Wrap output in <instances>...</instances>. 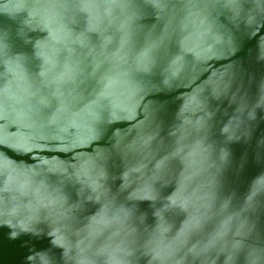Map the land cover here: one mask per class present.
Returning a JSON list of instances; mask_svg holds the SVG:
<instances>
[{
    "label": "clouds",
    "instance_id": "obj_1",
    "mask_svg": "<svg viewBox=\"0 0 264 264\" xmlns=\"http://www.w3.org/2000/svg\"><path fill=\"white\" fill-rule=\"evenodd\" d=\"M145 2L160 27L142 36L136 0L0 4V13L26 12L25 26L47 33L33 44L35 70L26 55H10L0 41V118L26 129V140H43L50 131L58 139L75 129L76 145L100 141L102 126L127 125L111 133L110 147L79 164L5 168L0 226L11 229L13 239L50 238L51 248L30 249L26 264H264V230L254 219L264 184L241 201L225 179L229 169L238 175L248 163L242 157L234 165L228 145L249 136L247 122L264 104L246 111L241 103L214 131V113L197 99V90L164 137L145 103L149 91L185 81L190 65L229 43L216 26L217 8L235 24L258 30L264 27V0H183L179 7L170 0ZM246 3L254 7L245 10ZM156 74L159 83L150 85ZM195 112L202 115L194 120ZM113 157L121 162L112 174L118 187L109 183ZM252 162L264 166V156L257 153ZM50 172L60 174L58 185L48 182ZM65 182L82 186L78 203H68ZM43 222L50 224L47 231L37 226Z\"/></svg>",
    "mask_w": 264,
    "mask_h": 264
},
{
    "label": "water",
    "instance_id": "obj_2",
    "mask_svg": "<svg viewBox=\"0 0 264 264\" xmlns=\"http://www.w3.org/2000/svg\"><path fill=\"white\" fill-rule=\"evenodd\" d=\"M7 2L10 5L24 2L30 6H38L50 0H7ZM170 2L179 7L183 0H170ZM3 3L4 0H0V4ZM136 3L141 14L139 21L141 36L153 26L158 30L160 23L156 19L155 10L145 0H136ZM252 7L254 5L251 3L244 4L245 10ZM9 11H14V8L10 7ZM213 17L218 30L229 43L221 49L217 48L218 54L210 55L190 65L185 73V81L169 89H153L145 97V103L154 112L155 122L160 125L161 136L166 137L168 129L176 122V113L197 90H200L197 99L203 101L208 110L214 113L212 121L214 131L227 124L237 114L236 108L241 103L247 106L246 111L257 104H264V59H261L264 56V27L254 30L242 22L235 24L230 19V14L222 8H217L213 12ZM26 18V12L16 14L14 17L0 13V41L8 45L10 55H26L27 66L35 70L39 61L34 58L33 44L36 40L43 39L47 33L39 29L29 30L24 24ZM170 50L174 52L176 49L172 47ZM2 72L3 68L0 67V73ZM159 79V75L156 74L149 77L148 81L150 85H154L159 83ZM214 90L219 92L218 96L214 95ZM190 115L195 120L202 113L195 112ZM247 124L249 136L232 142L228 147L234 165L242 157H246L248 163L238 175L233 169H229L225 176L228 186L235 189L241 201L249 189L264 184V166L252 162L257 153L264 156V110L257 109L256 120ZM126 126L125 122L102 126L100 141L88 145H76L74 144L75 129L60 133L58 139L50 138L58 135L55 131H50L45 133L47 138L43 140H26L25 137L28 135L26 129L0 118V187H3L6 179L5 168L46 169L79 164L83 158L93 155L100 147H110L111 133L117 127ZM214 139L219 140L222 137L217 135ZM120 167L121 162L118 158L113 157L109 160V183L114 187H118L121 181L119 179L113 181L112 174H118ZM47 175L51 185H58L60 179L58 172H50ZM81 187L78 183L68 182L61 186L70 205L82 199ZM167 191L170 189L165 190ZM260 200L261 208L254 219L257 221L258 229L264 230V197H260ZM140 206L147 208L148 202H141ZM37 226L47 231L50 224L43 222ZM10 232L11 229L8 227L0 226V264H26V256L30 254V249L39 251L51 248L50 238L46 236L21 234L13 239ZM52 251L59 254V249Z\"/></svg>",
    "mask_w": 264,
    "mask_h": 264
}]
</instances>
